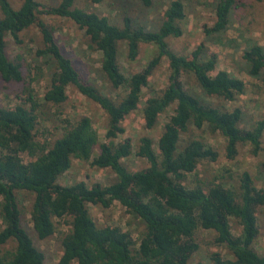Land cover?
<instances>
[{
  "label": "trees",
  "instance_id": "trees-1",
  "mask_svg": "<svg viewBox=\"0 0 264 264\" xmlns=\"http://www.w3.org/2000/svg\"><path fill=\"white\" fill-rule=\"evenodd\" d=\"M82 1L85 8L77 6L78 0H60L56 5L21 0L15 9L8 0H0V78L5 83L22 85L21 95H16L20 103L13 108L0 107V248L14 244L11 250L0 251V264H45L44 253L22 225L16 195L19 191L34 195L31 223L38 240L45 241L58 232L56 220L70 219L69 230L61 233L59 264H190L199 249L195 238L198 230L214 234L212 244L225 250V255L210 254L212 264H264V252L260 254L254 247L259 235L257 210L264 206V186L257 188L250 174L243 172L237 188L223 184L189 187L185 183L187 176L195 172L200 162H216L218 153L196 139L179 149L181 137L190 127H206L211 134L224 138L228 159L236 157L239 144H248L253 156L262 155L264 169V120L242 129L241 109L229 110L225 105L244 94L245 83L224 70L216 71V55H205L202 45L184 55L171 48L169 39L183 36V0L167 3L160 25L153 31L134 24L128 16L116 24L87 10L105 0ZM139 1L145 8L153 6V0ZM245 1L216 0L214 23L204 29L205 35L225 32L232 12L246 7ZM44 16L68 19L84 31L88 51L101 55L100 68L115 97L105 95L81 76L62 52L54 29L42 19ZM30 27L37 29L42 44L34 56L50 67V82L42 102L33 83L41 77L44 67L35 65L25 76L19 57L10 60L6 52V37L9 35L20 46V33ZM142 45L153 49L150 58L139 72L127 77L119 64L121 46L131 63ZM163 59L169 70L167 85L145 100L142 116L146 129L155 128L171 107L173 112L157 141L159 155L150 138H141L136 155L145 159L148 167L130 172L123 160L132 155L131 141L116 140L125 133L122 121L137 110L143 88L149 86V79ZM243 59L248 74L264 84L263 47L252 44L244 51ZM32 72L36 77L31 76ZM186 78L193 79L210 101L202 102L187 90ZM71 86L106 114L105 141L100 142L86 116L74 122L62 119L63 133L52 144L38 137L42 107L61 106ZM73 159L97 169H110L115 182L106 186H88L83 181L58 184ZM115 202L144 226L137 241L119 227L98 226L90 216L88 205L108 209ZM232 222L240 229L238 234L233 233Z\"/></svg>",
  "mask_w": 264,
  "mask_h": 264
},
{
  "label": "rangeland",
  "instance_id": "rangeland-1",
  "mask_svg": "<svg viewBox=\"0 0 264 264\" xmlns=\"http://www.w3.org/2000/svg\"><path fill=\"white\" fill-rule=\"evenodd\" d=\"M13 8L21 5V0H8ZM40 4L56 5L60 0H36ZM170 0H153L151 8H145L139 0H105L102 4L90 5L87 10L108 17L112 22L121 24L123 17H130L134 24H141L148 30H156L161 22V16ZM186 6V18L182 23L183 36L178 39H169L171 48L177 54H188L199 45L203 46L205 55H216V71L224 70L231 75L241 79L245 83V92L235 102L226 103L229 110L240 108L242 119L239 127L250 129L257 121L264 120V84L248 74V65L243 59V53L252 44H258L264 49V0L255 2L246 0L244 8H238L232 12L227 30L221 34L206 36L204 29L211 27L214 23V6L216 0H183ZM77 6L85 8V3L78 0ZM2 14L0 12V18ZM42 19L54 29V35L62 52L68 57L81 76L96 86L105 95L115 97L116 93L110 87L100 68V53L91 52L87 49V38L84 31L80 30L72 21L57 17L44 16ZM22 44L19 46L13 42L11 37H6V52L10 60H16L23 64V73L30 74L35 66L44 67V72L39 79L33 83L39 100L42 102L43 94L49 86V69L43 63L44 60L36 58L34 51L41 48V38L36 28L30 27L20 33ZM152 48L142 45L139 55L134 62H128L125 57V49L121 46L119 64L122 72L131 76L139 72L150 58ZM169 70L167 61L163 59L162 64L156 69L149 79V86L143 88V95L135 112L124 118L121 125L125 133L120 135L116 142L129 139L132 144V155L123 160V165L130 172H137L148 167L145 159L136 155L139 141L148 137L153 142V149L159 155L157 141L163 132L168 117L173 112L171 107L166 114L160 117L155 128L148 130L145 127L142 116V108L145 100L154 94L160 93L167 85ZM32 77H36L32 72ZM184 86L202 102H209V98L202 94L196 87L193 79H184ZM22 85L18 83H5L0 78V107L13 108L20 102L16 95L21 93ZM122 93V91H120ZM21 95V94H20ZM212 102H216L215 100ZM86 116L92 121L93 127L99 135L100 142L105 141L107 128V116L98 105L89 101L79 94L74 87L67 89V100L61 106L44 105L42 115L37 126L38 137L53 143L63 133V120L76 121L79 117ZM61 118V120L58 119ZM43 133V136L40 134ZM196 139L207 146L212 147L218 153L216 162H200L195 172L187 176L186 185L194 187L198 184L207 188L214 184H223L228 188H237L238 178L243 172H248L257 188L264 186V169L261 166L262 155L253 156L248 144H239L238 153L234 159H228L225 152V140L220 134H211L206 127L201 130L190 127L188 132L182 135L179 149L185 144ZM264 146V134L262 137ZM97 155V149L94 151ZM26 162V156H22ZM116 176L110 169H97L90 166L88 162L73 159L69 171L58 179L60 185H71L83 181L88 186L93 184L109 185L115 182ZM21 211L22 225L29 234L33 244L44 253L45 264H59L61 256L60 239L63 233L69 230L70 219L56 220L57 233L45 241L37 239L31 223V209L34 195L25 191L16 193ZM88 211L95 223L100 226H115L123 231L131 233L132 238L137 241L144 226L125 212L118 203L110 208L88 205ZM257 221L259 235L255 241V250L264 252V206L257 210ZM0 217V229L2 228ZM234 234L240 229L232 222ZM62 233V234H61ZM196 241L199 245L198 251L193 255L190 264H212L209 256L211 253L220 252L225 255V250L214 246V234L204 230H198ZM14 244L1 247L0 251L11 250ZM77 264V263H73Z\"/></svg>",
  "mask_w": 264,
  "mask_h": 264
}]
</instances>
